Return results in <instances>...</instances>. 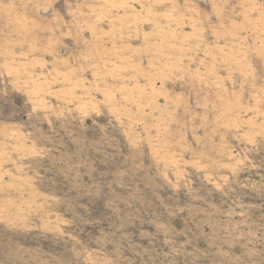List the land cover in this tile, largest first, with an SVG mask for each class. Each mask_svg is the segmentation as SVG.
I'll list each match as a JSON object with an SVG mask.
<instances>
[{
  "label": "rangeland",
  "instance_id": "374dc122",
  "mask_svg": "<svg viewBox=\"0 0 264 264\" xmlns=\"http://www.w3.org/2000/svg\"><path fill=\"white\" fill-rule=\"evenodd\" d=\"M0 264H264V0H0Z\"/></svg>",
  "mask_w": 264,
  "mask_h": 264
}]
</instances>
